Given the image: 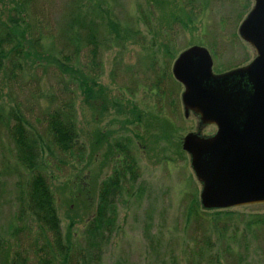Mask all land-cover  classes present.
Wrapping results in <instances>:
<instances>
[{"label": "rangeland", "instance_id": "obj_1", "mask_svg": "<svg viewBox=\"0 0 264 264\" xmlns=\"http://www.w3.org/2000/svg\"><path fill=\"white\" fill-rule=\"evenodd\" d=\"M21 1L0 0V8L6 7L1 18L6 20L14 14L12 9ZM70 6L88 12L102 31H106L105 21L110 17L124 27L139 30L146 39L141 42L132 37L124 46L112 40L102 52L100 82L126 114L113 107L105 113L86 107L80 92L72 96L73 87L60 84L53 63L42 67L28 59L18 80L6 81L0 73L1 102L6 111L20 109L47 144L43 171L55 195L65 239L72 240L78 251L86 248L82 236L96 212L101 183L124 158L114 145L129 143L137 160L138 183L131 193L123 191L117 202L114 230L86 255L89 264H233L225 249L232 236L234 254L241 253L246 264H264V225H251L264 215V203L226 209L234 216L227 220L226 228L220 227L225 230L205 223V217L197 221L189 209L193 200L200 203L202 185L190 155L183 150V141L190 133L209 136L215 129L203 126L197 115L185 116L184 87L180 83H166L162 100L156 98L155 89H149L155 80L151 59L156 54L155 72L159 74L164 46L175 55L169 66L171 73L179 55L194 46L210 52L214 73L232 71L253 61L256 52L241 39L239 27L254 1L39 0L36 24L43 31L44 54L50 59L56 54L59 31ZM144 14L151 18L150 30L144 25ZM69 98L75 104L83 146V151L73 157L61 154L44 133L46 115ZM135 107L138 112H132ZM27 180V172L15 159L13 142L0 127V235L6 241L0 264H10L17 250H28L27 264H37L27 232L14 233L25 225L18 218Z\"/></svg>", "mask_w": 264, "mask_h": 264}, {"label": "trees", "instance_id": "obj_2", "mask_svg": "<svg viewBox=\"0 0 264 264\" xmlns=\"http://www.w3.org/2000/svg\"><path fill=\"white\" fill-rule=\"evenodd\" d=\"M38 1L22 0L18 6H14L12 9L14 14L8 16L6 20L1 18L2 10L6 7L0 8V73L5 75L6 81L18 80L20 74L24 72L23 66L28 59L33 61L34 65L38 63L37 65L42 67L53 63L54 69L59 74L60 84L73 87L72 96L80 92L86 107L102 113L108 112L113 107L118 112L126 114V109H122L118 100L109 98L107 89L100 82L103 68L102 52L109 41L114 40L124 46L132 37L144 42L146 36L139 30L124 27L118 20L110 17L105 21L108 32L105 33L106 31H102L100 24L88 12L70 6L64 14V21L59 31L57 38L59 46L56 47V54L50 59L44 54L47 47L43 43L45 41L43 31L38 30L40 24H36V13L39 12ZM142 18L144 25L150 30L151 18L148 14H144ZM164 48L163 68H159L160 73L155 72L158 69L155 67L156 54H153L150 64L155 80L149 89L150 92L152 89L156 90L158 100L166 96V83L178 86L169 69L175 55L170 48L166 46ZM174 87L171 86L172 90H175ZM6 110L1 102L0 88V127L6 130L13 142L16 161L28 174V180L22 191L21 212L18 218L20 222L23 220L25 225L22 229L17 228L14 233L27 232L26 238L33 241L30 250L35 254L37 264H89L86 255L92 250L95 251L98 240H103L106 234H112L114 230L118 216L117 202L121 199L123 191L129 190L131 193L138 183L140 175L137 160L128 146L130 144L114 145L115 150L124 158L116 162L112 175L101 183L96 212L87 223L82 236L86 248L78 251L74 242L70 239L66 240L63 236L55 195L49 178L43 171L47 144L42 134L29 124L20 109L12 108L9 112ZM132 112H138V109L135 107ZM137 118L140 120L141 115ZM44 133L51 145L65 157H73L77 152L83 151L72 98L46 115ZM199 206L202 208L201 214H199L201 211ZM189 210L194 213L193 216L197 221L201 222L205 217V223L217 228H226L227 220L234 216L228 210H213L210 213L211 211L204 210L201 202L197 200L192 201ZM206 214L211 216L210 220ZM255 224L264 225V215L258 216L251 222V225ZM234 239L235 237L232 236L230 242L226 244L227 254L234 260L233 264H246L247 260L241 253H233ZM41 241L44 242L43 245ZM5 245V238L0 235V254L6 248ZM29 253L28 250L15 251L10 264L29 263Z\"/></svg>", "mask_w": 264, "mask_h": 264}, {"label": "water", "instance_id": "obj_3", "mask_svg": "<svg viewBox=\"0 0 264 264\" xmlns=\"http://www.w3.org/2000/svg\"><path fill=\"white\" fill-rule=\"evenodd\" d=\"M253 1L239 27L241 39L256 52L248 66L216 76L210 52L194 46L181 53L172 68L184 87L185 116L195 112L203 125L217 127L212 137L190 133L183 141L207 211L264 203V0ZM231 77L252 87L250 115L239 120H232L219 89L220 82Z\"/></svg>", "mask_w": 264, "mask_h": 264}, {"label": "flooded vegetation", "instance_id": "obj_4", "mask_svg": "<svg viewBox=\"0 0 264 264\" xmlns=\"http://www.w3.org/2000/svg\"><path fill=\"white\" fill-rule=\"evenodd\" d=\"M248 65H246V66H248ZM246 66H244V67H246ZM244 67H241V68H244ZM237 69H240V68H237ZM234 70H236V69H234ZM234 70H232V71H234ZM229 72H231V71H228L225 73H214V70H213V74L216 76H223ZM219 89L222 92L223 98L226 100V101H224V103L229 108L228 113L232 117V120H239L241 118H244V117L250 115L249 106H250V99H251L250 94H251L252 87L248 82H242L241 80H236L235 78L231 77L230 79L221 81L220 85H219ZM190 114L191 115H197L200 119L199 114L191 111L188 114V117ZM200 121H201V119H200ZM201 124H202V122H201ZM203 126H209V125H203ZM210 126L214 127V129H215L214 132L211 135L204 136V137H212L217 133V127L215 125H210Z\"/></svg>", "mask_w": 264, "mask_h": 264}]
</instances>
